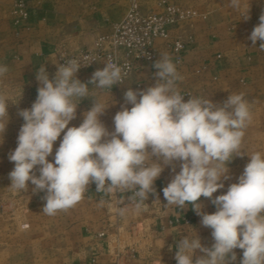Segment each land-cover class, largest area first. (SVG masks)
Returning <instances> with one entry per match:
<instances>
[{
  "label": "crops",
  "instance_id": "crops-1",
  "mask_svg": "<svg viewBox=\"0 0 264 264\" xmlns=\"http://www.w3.org/2000/svg\"><path fill=\"white\" fill-rule=\"evenodd\" d=\"M15 1L0 0V63L9 68L0 88L16 94L11 103H16L23 91L18 104L8 108L9 122L0 144V264H177V240L182 235H194L195 229L202 244L211 247V229L201 225V217L190 205L182 211L166 204L162 189L174 175L171 166L165 167L154 183L159 200L149 194L139 208L132 193L98 192L93 183L75 207L49 216L42 212L44 192L33 193L31 182L24 191L10 187L8 174L14 162L8 156L17 147L24 123L18 111L30 108L36 100L37 70L45 65L49 78H53L60 55L91 48L94 39L110 32L111 24L120 20L128 7V0H22L28 16L15 23ZM166 1L192 7L201 14L170 29L172 36L180 34L185 40L180 62L165 47L159 51L158 59L160 53H169L183 77L180 91L217 103L230 93H243L253 114L241 146L246 154L229 164L231 178L213 194L220 195L238 181L249 162L247 154L264 153V50H260L259 41L252 47L248 39L264 13V0H239L236 8L231 0ZM140 2L142 7L154 9L158 0ZM247 13L250 18L244 20ZM154 63L138 64L123 84L112 88V98L107 89L95 90L93 98L114 101L101 116L109 131L114 130L113 117L125 103L124 92L129 87L143 90L155 84ZM103 67L98 63L80 70L77 78L88 82ZM91 105V99H82L69 127L79 126ZM62 137L63 133L54 143L50 161ZM200 202L203 211H216L210 200L201 197ZM234 251L235 264H240L243 250Z\"/></svg>",
  "mask_w": 264,
  "mask_h": 264
},
{
  "label": "clouds",
  "instance_id": "clouds-1",
  "mask_svg": "<svg viewBox=\"0 0 264 264\" xmlns=\"http://www.w3.org/2000/svg\"><path fill=\"white\" fill-rule=\"evenodd\" d=\"M231 6L238 7L239 0H231ZM249 18L247 13L243 19ZM248 39L252 47L259 41L264 50V13ZM55 64L51 79L45 65L37 70L36 100L18 111L24 123L17 147L8 156L14 162L8 174L10 187L24 191L31 182L33 193L44 192L42 212L49 216L75 207L93 183L98 192L132 193L139 208L149 194L159 200L154 183L171 166L174 175L162 189L166 204L182 211L190 205L201 217V225L211 229L214 241L211 247L203 245L196 229L194 235H182L176 244L177 264H235L237 248L243 250L240 264H264V153L247 154L249 162L238 181L225 193L213 195L231 178L233 159L246 154L241 146L253 114L243 93H230L219 103L203 96L188 95L185 100L179 88L183 77L170 54L163 52L153 65L155 84L124 92L125 103L113 117L114 130L109 131L101 116L114 101L93 96L96 89H107L111 95L115 85L124 83L121 67L106 62L88 82H82L77 73L89 64L75 58ZM8 71L0 63V80ZM15 95L0 88V144L9 122L8 108L18 104L23 91L11 103ZM84 98L91 99L90 109L79 126L69 127ZM201 197L210 200L216 211H203Z\"/></svg>",
  "mask_w": 264,
  "mask_h": 264
},
{
  "label": "built area",
  "instance_id": "built-area-1",
  "mask_svg": "<svg viewBox=\"0 0 264 264\" xmlns=\"http://www.w3.org/2000/svg\"><path fill=\"white\" fill-rule=\"evenodd\" d=\"M12 12L15 23L28 16L22 0L14 2ZM200 15L192 7L166 0H158L157 8L154 9L142 7L140 0H128L125 14L111 24L110 32L98 35L91 48L60 55L58 63L63 64L75 58L82 65L89 64L80 69L85 70L98 63L105 67V63L111 61L121 67L126 80L138 64L144 61L155 62L162 47L171 52L176 62H180L185 40L180 34L172 36L170 29ZM181 93L186 95L187 100L188 93Z\"/></svg>",
  "mask_w": 264,
  "mask_h": 264
}]
</instances>
